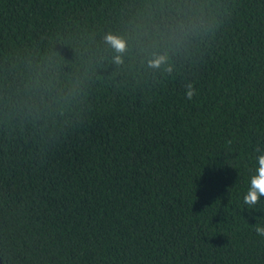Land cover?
Returning <instances> with one entry per match:
<instances>
[{
	"label": "trees",
	"instance_id": "1",
	"mask_svg": "<svg viewBox=\"0 0 264 264\" xmlns=\"http://www.w3.org/2000/svg\"><path fill=\"white\" fill-rule=\"evenodd\" d=\"M256 148L264 0H0L2 264H264Z\"/></svg>",
	"mask_w": 264,
	"mask_h": 264
},
{
	"label": "clouds",
	"instance_id": "2",
	"mask_svg": "<svg viewBox=\"0 0 264 264\" xmlns=\"http://www.w3.org/2000/svg\"><path fill=\"white\" fill-rule=\"evenodd\" d=\"M107 41L118 51L123 52L125 50V42L115 36L109 35L106 37ZM156 65H159L160 61L157 60ZM186 96L191 100L196 94V90L193 85L189 83L187 86ZM227 143L231 144L229 140ZM255 165L254 170H250L249 183L246 194L243 196V204L247 206V209L254 210L255 206L260 203V198L264 197V151L260 148L255 149ZM255 232L264 237V223L254 224Z\"/></svg>",
	"mask_w": 264,
	"mask_h": 264
},
{
	"label": "water",
	"instance_id": "3",
	"mask_svg": "<svg viewBox=\"0 0 264 264\" xmlns=\"http://www.w3.org/2000/svg\"><path fill=\"white\" fill-rule=\"evenodd\" d=\"M0 264H2L1 258H0Z\"/></svg>",
	"mask_w": 264,
	"mask_h": 264
}]
</instances>
